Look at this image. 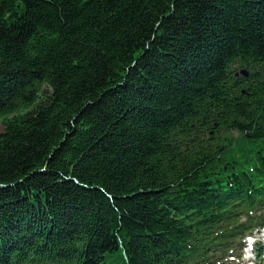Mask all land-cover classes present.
Instances as JSON below:
<instances>
[{"label": "trees", "instance_id": "obj_1", "mask_svg": "<svg viewBox=\"0 0 264 264\" xmlns=\"http://www.w3.org/2000/svg\"><path fill=\"white\" fill-rule=\"evenodd\" d=\"M1 125L0 264H202L264 200V0H0Z\"/></svg>", "mask_w": 264, "mask_h": 264}, {"label": "water", "instance_id": "obj_2", "mask_svg": "<svg viewBox=\"0 0 264 264\" xmlns=\"http://www.w3.org/2000/svg\"><path fill=\"white\" fill-rule=\"evenodd\" d=\"M240 73L243 74V75H247V72L245 70H241ZM0 188H3V186H0Z\"/></svg>", "mask_w": 264, "mask_h": 264}, {"label": "rangeland", "instance_id": "obj_3", "mask_svg": "<svg viewBox=\"0 0 264 264\" xmlns=\"http://www.w3.org/2000/svg\"><path fill=\"white\" fill-rule=\"evenodd\" d=\"M2 129H3V126L1 125V126H0V131H1Z\"/></svg>", "mask_w": 264, "mask_h": 264}]
</instances>
